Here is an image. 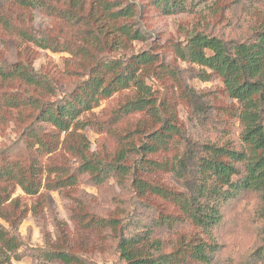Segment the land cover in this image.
Masks as SVG:
<instances>
[{"label": "rangeland", "instance_id": "1", "mask_svg": "<svg viewBox=\"0 0 264 264\" xmlns=\"http://www.w3.org/2000/svg\"><path fill=\"white\" fill-rule=\"evenodd\" d=\"M20 1L0 0V68L25 65L50 87L0 77V170L12 169L17 177L37 185L36 194L28 195L16 181L0 178V192L7 197L0 208V229L15 237L17 245L9 250L0 242V264H65L51 258L61 251L78 258L72 264H126L120 258L121 237L148 233L152 240L161 241L163 253H182L178 264H202L190 258V250L199 243L214 249L210 264H264L260 192L202 198L204 205H215L222 218L205 231L174 201L139 195L131 178L121 182L112 175L98 183L80 170L83 155L110 163L121 150L140 147L145 135L156 129L145 114L122 112L133 99L134 88L102 99L66 132L40 117L43 107L53 108L80 95L97 64L147 52L156 59L143 72L144 79L164 117L175 115L183 135L173 139L169 151L143 158L159 165L172 163L182 158L189 143L193 157L179 167L182 178L155 167L143 175L173 192L192 194L200 177L198 159L206 145L245 148L241 105L228 95L221 77L212 74L209 81H201L202 68L181 60L176 50L196 33L230 45L254 43L264 32V2L180 0L183 10L168 13L160 0H103L112 10L134 9V17L118 23L139 29L144 40L126 42L116 37L114 24L89 20L97 0H74V7L72 0H28L30 6ZM66 11H79L83 20L70 21ZM98 27L103 33L96 47L88 41V33ZM23 33L56 43L60 50L43 49ZM140 158L134 153L128 165L135 167ZM238 168L234 183L244 176L243 165Z\"/></svg>", "mask_w": 264, "mask_h": 264}, {"label": "trees", "instance_id": "2", "mask_svg": "<svg viewBox=\"0 0 264 264\" xmlns=\"http://www.w3.org/2000/svg\"><path fill=\"white\" fill-rule=\"evenodd\" d=\"M20 2L23 6L33 5L28 0ZM72 2L73 7L76 6L74 0ZM96 2V8H92L89 20L108 21L109 24H114L112 30L122 41L144 40V35L139 29L118 23L120 19L134 17L132 7L112 10V5L104 3L103 0ZM159 2L168 13L184 8V3L180 0H160ZM95 10L96 15H93ZM65 18L76 24L83 20L79 11H66ZM97 29L88 33V41L96 47L101 44L103 33L101 28ZM23 37L43 49L60 50L59 47H54L57 46L56 43H50L46 39H38L24 33ZM63 49L68 50L66 47ZM81 51L85 53L84 49ZM176 52L181 60L202 68L203 71L199 75L201 81H209L212 74L221 77L228 95L241 105L240 123L243 127L242 141L245 148L239 151L226 146L206 145L202 157L198 159L197 168L200 177L194 181L195 190L192 194L173 192L162 185L150 183L143 175L149 172V168L155 167L158 170L171 171L182 178L179 167H184L193 157L191 143H189L182 158L175 159L172 163L165 162L159 165L153 160L143 158L145 155L169 151L173 139L183 135L175 115L164 117L154 97L153 89L144 79L143 72L156 59L147 52L133 55L128 59H113L97 64L89 72V78L80 95L68 103L53 108L43 107L40 110V117L59 131L66 132L73 125L78 126L82 114L92 110L102 99L109 98L121 90L134 88L133 99L123 106L122 112L145 114L156 129L145 135L146 141L140 147L132 146L121 150L110 163L104 164L100 160L83 155L80 170L93 176L98 183L112 175L120 178L121 182L131 178V185L139 195L152 194L174 201L195 226L210 231L213 226L221 222V213L215 205H204L200 201L202 198L209 195L229 198V196L248 191L260 192L264 198V32L258 33L256 41L252 44L233 43L231 45L220 38L196 33L188 38L184 47L177 48ZM0 77L4 81L18 79L31 87H50L47 80L25 65H17L10 70L0 68ZM13 106L18 107L16 103ZM38 142L42 145L41 141ZM134 153L141 158L136 166L132 167L128 165V161ZM238 164L243 165L244 176L239 182L234 183L233 177L240 174ZM0 178L9 183L16 181L28 195H34L37 192L35 183L24 177H17L12 169L0 170ZM70 180L73 179L70 178ZM225 187L226 190H224ZM5 201L7 197L0 192V208ZM0 242L9 250L17 246L15 237H9L5 229H0ZM213 250L209 245L196 244L190 250V258L202 264H210ZM119 252L120 258L126 264H178L182 254L180 251L171 254L163 253L161 241L152 240L149 233L145 236L136 234L130 237L122 236ZM51 258L65 264L78 262L77 257L64 251L52 253Z\"/></svg>", "mask_w": 264, "mask_h": 264}]
</instances>
